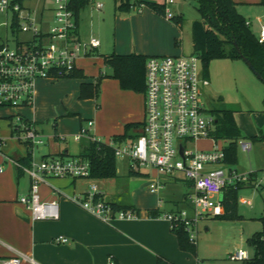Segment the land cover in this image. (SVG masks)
Wrapping results in <instances>:
<instances>
[{
  "label": "built area",
  "instance_id": "1",
  "mask_svg": "<svg viewBox=\"0 0 264 264\" xmlns=\"http://www.w3.org/2000/svg\"><path fill=\"white\" fill-rule=\"evenodd\" d=\"M20 0H0V13L9 21L5 22L13 33H30L31 38L16 40L11 47L6 40L0 41V106L13 108L7 118L11 136L27 146L32 153L30 165L18 160L13 162L31 178L30 190L19 197L31 211L33 220L59 218L58 201H46L41 196V185L52 177L92 178L91 165L80 157H47L37 161L34 150L45 144L46 135L37 123L24 116L22 107L35 103L37 81L41 78L56 80L69 77L78 67L80 58L91 54L100 46L97 36L83 40L78 25L69 6L70 0H54L52 20L44 29V18L38 20L37 13ZM91 1L97 10L103 3ZM165 18L173 19L171 7L174 0H165ZM144 5L137 7L141 12ZM258 40L264 43V23L258 31ZM146 88L144 91L143 128L128 140L117 142L113 138L106 142L115 150L116 157H128L133 168L146 166L156 168L168 176H180L194 188L188 198L190 210L180 209L160 216L171 228L182 226L192 243H198L200 221L214 214L221 207L226 187L249 180L250 175L240 174L235 168H228L225 150L219 146L213 149L197 148L198 140L216 139V117L207 112L203 104L204 87L210 79L203 73L201 58L192 53L150 55L146 61ZM94 120L88 119L80 131L73 135L75 141L84 138L96 140L92 134ZM64 138L63 136H59ZM7 137L0 134V152ZM244 150H249L251 142L239 141ZM183 144V153L180 147ZM2 168H0V171ZM159 182L150 184L154 191ZM69 200L82 207L99 220L111 224L115 219L133 220L140 214L135 208H116L113 202L103 197V191L96 182ZM245 202H247L245 200ZM56 241L66 242V237ZM232 260H249V252L237 248L229 253ZM111 264L115 261L110 260ZM0 264H41L33 256L18 252L0 255ZM196 264H200L197 260Z\"/></svg>",
  "mask_w": 264,
  "mask_h": 264
},
{
  "label": "rangeland",
  "instance_id": "2",
  "mask_svg": "<svg viewBox=\"0 0 264 264\" xmlns=\"http://www.w3.org/2000/svg\"><path fill=\"white\" fill-rule=\"evenodd\" d=\"M99 1L104 4L101 10L95 9L91 1L82 9V39L88 40L91 36H97L101 40L99 51L104 55L110 54L117 43L124 49L128 45L131 46L132 43H137L138 49H142V45L144 46L147 43L146 38L133 36L128 24L118 27L114 1ZM259 1L261 2L242 4L238 8L247 18L251 30L255 34H258L261 25L264 23V0ZM25 5L37 13L36 17L38 20H41V12H45L46 9L42 18L45 17L44 29H47V23L52 20L50 8L53 7L54 0H26ZM169 6L176 15H182V27L178 36L179 44L177 47L180 49V54L190 55L194 53L193 23L202 19L197 8V0H174V3ZM137 7L120 16L139 13ZM144 7L142 10H144ZM6 21H9V18L5 14L0 13V41L7 39L9 45L14 47L17 38H31L30 33L22 31L13 33L5 25ZM150 38L155 42L153 37ZM96 56L97 50L93 49L91 55L87 56L89 59L84 62L86 71L94 72V65L98 64L97 59L94 58ZM100 71H104L108 76L101 79L98 95L81 96L80 85L76 98L78 105L75 106L77 110L70 115L65 114L64 108L69 105L70 95L75 89L73 82H76L75 79L77 78H61L58 81L41 79V81H38L35 118L45 130L44 134L51 137L50 139L46 138V144L40 145V148L35 149L36 155L34 157L37 161L41 160L39 156L42 151L49 149V147L52 149V146L57 147L58 142L54 135L60 134V132H55V129L59 126L70 129L61 131L62 135L68 134L67 131H72L74 127L79 126L80 121L85 125L88 118H94L96 120V138L104 142L113 133L110 131L113 124L117 123V121L119 123L124 119L133 102L124 93H118L114 89L113 82L118 85V81L109 76L112 73L110 66L105 63ZM209 71L211 72L210 85L203 89V104L207 108V112L214 114L212 110L215 108H236L238 110L235 116L236 121L244 134V138L240 140L252 143L250 150H244L239 142L240 140L238 141L236 160L232 163H227L228 168H237L240 174L250 175L256 173L257 180L255 186H245L238 190L239 198L245 197L253 202L252 206L238 202V213L244 215L245 219L221 220L218 218L206 219L204 217L198 226L199 235L196 254L182 251L181 256L182 260L187 262V264H196L197 260H199L200 264H251L247 260L230 259L228 252L234 248L243 247L250 253V257L253 256L254 250L248 245L247 239L259 227V221L255 217L264 215V141L252 139L253 136L264 135V81L241 58L214 59L210 63ZM95 73L98 75L97 69ZM104 79H108L105 87ZM133 92L137 98H142V94L144 95V93ZM14 111L17 110L0 106V134L4 137L11 134L7 118ZM5 115H7V118ZM97 130H100L99 134ZM137 134L135 133L134 136ZM60 143L63 147L66 145L70 146L73 154L76 153L77 155L70 157H78L80 148L78 142L68 137L67 140L60 141ZM19 144V140L15 139L14 136H10L2 148L7 153L12 151L14 147L18 146L20 148ZM215 146L224 149V141L222 139H218L217 142L216 139L197 141V148L199 149H213ZM123 162L122 158L117 157V164L121 170V176L117 178L118 181L113 178L106 179L108 182L106 185L104 183L106 180L92 179L90 183L96 182L99 185L110 186V189L107 187L109 189L108 192L114 195H118L117 190L121 185L124 187V191L121 193L123 201L130 198V201L138 206H165L166 208L168 206H188L184 202V196L188 192H194V188L189 186L183 177L176 181L164 183L158 191H154L149 187L150 183L154 181L153 174H151V177L130 176L129 173L127 174L128 169L125 168L126 165ZM135 169L144 172L148 171L146 169H150V167L141 166ZM182 209L190 210L188 207ZM206 226L208 230H206Z\"/></svg>",
  "mask_w": 264,
  "mask_h": 264
},
{
  "label": "crops",
  "instance_id": "3",
  "mask_svg": "<svg viewBox=\"0 0 264 264\" xmlns=\"http://www.w3.org/2000/svg\"><path fill=\"white\" fill-rule=\"evenodd\" d=\"M151 1L163 2L165 0ZM235 1L237 3V8H239V6L242 4L244 5L261 2L259 0ZM93 6L95 7L94 4ZM52 8H50V16H53ZM45 12L42 11L41 15L44 16ZM81 17L82 14H80L78 32L82 38ZM116 21L118 27H123L124 25L128 24L131 30V34H133V36H139L144 39L146 38L147 43L144 46L142 45V49H138L137 43H132L131 46L128 45L127 47H125V49L117 43L114 45V49L112 52H136L145 55L180 54V49L177 46L179 44L178 36L182 24H178L174 19H167L164 16L157 14L149 7L145 6L144 10L139 13H134L127 16H116ZM150 37H153L155 39V42ZM176 40H178V43H176ZM100 46L96 48L97 56L94 57L98 62L96 66L94 65V72H96L97 69L98 75L100 74V70L103 68V65H105L104 54L102 52L100 53L99 51ZM87 56L79 59L77 67L78 70H83L87 78L82 79L80 77H76V82H73L75 89L70 95L71 100L68 102L69 105H66V107L64 108L66 111L65 114L67 115H70L76 112L75 110H77L75 108V106L78 105L76 98L78 96V89L81 83L83 81L95 82L98 76L92 71L91 73L86 71L84 62L89 59ZM208 78L211 79L210 71L208 74ZM41 79H39L38 81H41ZM60 79L51 81H58ZM103 82L105 87V83L108 82V79H104ZM113 86L116 92L124 93L126 97L131 99L133 105L131 108H129L122 121H120L119 123L117 121V123L113 124V127L110 130L111 133H113H110L111 135H109L108 139L104 142H109L115 135L123 134L125 131V125L127 123L139 121L143 122L144 119V95L142 94V98H137L133 94V90L123 89L120 86L119 81L118 85L117 83L113 82ZM36 100L37 87L34 105L22 107L18 111H20L27 118L34 120L37 123L39 130H41V132L44 134L45 130L40 126L38 120L35 118ZM6 116L7 115H5V117ZM88 119H93L96 124V120L94 118ZM95 124L91 132L96 136ZM83 125L84 124L80 121L79 126L74 127L72 131H67L68 134L63 135L61 134V131H65L68 128H63L62 126L57 127L55 129V132H60L59 135H54V138L58 142L57 147L55 148L52 146V149H50L49 147V149L42 151L39 159L53 156L64 158L77 156L76 153L73 154L70 146L66 145L63 147L60 141L67 140L68 137L74 140L73 135L78 133ZM99 132L100 130H97L98 134ZM131 133H134V131L131 130ZM10 136H7V139H9ZM59 136H63L64 138H60ZM50 137V135L46 134V138L50 139ZM86 140L87 138H84L80 141L74 140L75 142L79 143L80 148L78 155L81 152ZM19 145L20 148L18 146L14 147L10 152L6 153L3 148H1L0 152V168H2V170L0 171V255L6 256L22 252L33 256L41 264H111L110 260L115 261L117 264H157V258L159 256L166 258L174 264H187V262H184L182 260L181 252L183 250H181L179 247L177 234L172 230L170 223L160 215L166 212L177 211L185 207L190 208L191 204L188 198L190 192H188L184 196V202L188 206H168L167 208L165 206H138L130 201V198L129 200L123 201V196H121V193L124 191V187L120 185L117 190L118 195H114L111 192H108L110 186H107L109 188L107 189V180L101 179L106 180L104 182L106 183V185L98 184L103 191V197L106 200L120 206L135 208L140 214L139 218L137 219H115L111 224H108L91 215L82 207L70 201L68 198V196L70 195L84 193L89 187L90 180H96L95 178L89 179L52 177L48 179L47 183H43L41 185V196L43 200L46 201H58L59 218L33 220L29 208H27L23 203L19 201L20 196L25 195L29 192L31 185V178L29 174L22 170H18L17 165L13 162V160L15 159L18 160L22 156L28 155L29 151L27 150V146L23 143H20ZM38 148L40 147H37L36 149ZM34 155H36L35 150ZM120 158L124 160L123 163L126 165L125 168L128 169L127 174L129 173V175L131 176L130 169L133 168L132 161L128 157ZM117 168L118 174L113 179H116L118 181L117 178L121 176V170L119 169L118 164ZM146 170L148 171H139L141 173L140 175L132 176L151 177V174H153V182H159L160 184L158 190L164 183L176 181L177 179L181 178L180 176L172 177L160 173L156 168L153 167H150V169ZM256 180L257 174L253 173L250 175L248 181L241 184V187L252 185L255 186ZM186 182L193 188V185L189 181L186 180ZM222 197L223 194L220 196V198ZM245 200L247 202H245ZM238 202L244 205H253L252 200L245 197H238ZM224 213L225 209L224 205H222L221 207L215 209L214 214L206 216V219H221L220 217ZM239 215H241L240 218L233 220L245 219L244 215ZM263 216L264 215L255 217V219L259 221V227L253 231L252 235L262 229V222L260 218ZM206 230H208V227L206 228ZM61 236L66 237L67 241L60 242L55 240L57 237ZM235 249L237 248L230 250L228 254Z\"/></svg>",
  "mask_w": 264,
  "mask_h": 264
},
{
  "label": "trees",
  "instance_id": "4",
  "mask_svg": "<svg viewBox=\"0 0 264 264\" xmlns=\"http://www.w3.org/2000/svg\"><path fill=\"white\" fill-rule=\"evenodd\" d=\"M23 1V0H20ZM116 16L130 12L133 8L145 5L157 14L165 17L166 3L151 0H113ZM89 0H70L69 6L79 24L80 14ZM197 8L202 19L193 23L194 53L202 61L203 73L206 77L209 74V66L212 60L227 58L237 59L242 55L246 56L254 65L256 70L264 77V43H260L257 34L250 27L247 18L239 12L235 0H197ZM178 24L182 22V15H175L173 18ZM178 43V40H176ZM150 55L141 53H117L112 52L104 55L105 63L111 67L109 75L117 79L123 89L144 93L146 88V61ZM108 76L101 72L95 82L83 81L81 83V96L98 95L101 79ZM69 77H80L86 79L82 69L75 70ZM238 110L233 107L215 108L212 112L216 117V129L214 136L224 141L226 162L232 163L236 160L238 141L244 138L235 114ZM143 128V122H129L125 125L123 134L113 136L117 142H122L134 137ZM131 130L134 133H131ZM253 140H263L264 136H253ZM78 157L88 160L91 165V177L95 179L114 178L118 174L117 157L115 150L108 143L98 139H87ZM32 153L22 156L18 161L23 165H30ZM18 170H21L18 167ZM131 175L141 173L134 168L130 169ZM241 184L229 185L226 187L222 204L225 213L221 219H238V190ZM116 208H128L114 204ZM154 214V213H153ZM158 214V213H156ZM155 215V214H154ZM262 229L255 232L248 239V245L253 248V256L247 260L251 264H264V216L260 218ZM177 234L179 247L183 251L197 252V244L190 241L188 233L182 226L172 228ZM115 264H117L115 262ZM157 264H174L166 258L159 256Z\"/></svg>",
  "mask_w": 264,
  "mask_h": 264
},
{
  "label": "water",
  "instance_id": "5",
  "mask_svg": "<svg viewBox=\"0 0 264 264\" xmlns=\"http://www.w3.org/2000/svg\"><path fill=\"white\" fill-rule=\"evenodd\" d=\"M242 59L248 64V66L253 70V72L261 79L264 81V77L256 70L252 62L244 55H242ZM183 144L180 147V153H183Z\"/></svg>",
  "mask_w": 264,
  "mask_h": 264
}]
</instances>
